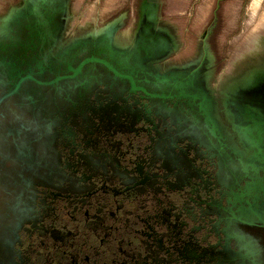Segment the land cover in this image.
Masks as SVG:
<instances>
[{
    "label": "flooded vegetation",
    "instance_id": "1",
    "mask_svg": "<svg viewBox=\"0 0 264 264\" xmlns=\"http://www.w3.org/2000/svg\"><path fill=\"white\" fill-rule=\"evenodd\" d=\"M73 1L0 14V264H264V58L214 83L226 0L182 59L161 13L135 41Z\"/></svg>",
    "mask_w": 264,
    "mask_h": 264
},
{
    "label": "rangeland",
    "instance_id": "2",
    "mask_svg": "<svg viewBox=\"0 0 264 264\" xmlns=\"http://www.w3.org/2000/svg\"><path fill=\"white\" fill-rule=\"evenodd\" d=\"M15 0H0V14ZM142 0H74L70 29L81 33L102 26L122 11H129L124 35L135 27ZM161 19L170 25L181 42L178 58L196 54L200 36L213 20L219 0H158ZM259 1V3H258ZM255 3H257L255 5ZM255 6V7H254ZM221 28L214 40L215 54L222 59L214 83L234 75L247 62L264 58V0H226L222 5Z\"/></svg>",
    "mask_w": 264,
    "mask_h": 264
},
{
    "label": "water",
    "instance_id": "3",
    "mask_svg": "<svg viewBox=\"0 0 264 264\" xmlns=\"http://www.w3.org/2000/svg\"><path fill=\"white\" fill-rule=\"evenodd\" d=\"M43 1H45V0H43ZM69 1L70 0H66V5H65L66 9H67V7H69ZM222 1L223 0L218 1L217 10L220 8V3ZM25 2H26V0H25ZM161 5H162V3L159 2L158 0H142L141 6L139 9V23H138L137 31L135 34V41H137L138 37L141 35L140 32H142L143 34L148 33L150 31L153 32V30L155 29V27L158 23V20H159ZM125 19H126V15L125 14L121 15L116 20L108 23L104 27L103 31L106 34L115 33L116 31L120 30L121 27L124 25ZM51 22H52V17H50L48 23H51ZM216 25H217V14L215 12V19L212 22L211 26L206 31L205 36H204L206 53L208 52L207 40L213 34V31H214ZM173 48L177 49V44L174 42H173ZM259 136H262V134L260 132H259ZM255 147H257V155L259 156V158H264V143L259 141L258 144L256 146H254V148Z\"/></svg>",
    "mask_w": 264,
    "mask_h": 264
},
{
    "label": "bare ground",
    "instance_id": "4",
    "mask_svg": "<svg viewBox=\"0 0 264 264\" xmlns=\"http://www.w3.org/2000/svg\"><path fill=\"white\" fill-rule=\"evenodd\" d=\"M258 3H259V1H258ZM257 3H255V5H256ZM258 5V4H257ZM255 7V6H254Z\"/></svg>",
    "mask_w": 264,
    "mask_h": 264
}]
</instances>
